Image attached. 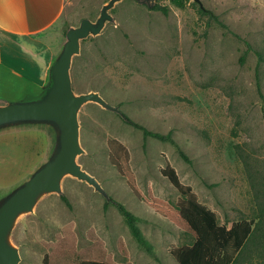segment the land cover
Instances as JSON below:
<instances>
[{
	"label": "rangeland",
	"instance_id": "1",
	"mask_svg": "<svg viewBox=\"0 0 264 264\" xmlns=\"http://www.w3.org/2000/svg\"><path fill=\"white\" fill-rule=\"evenodd\" d=\"M109 1L66 0L58 21L36 38L60 53L69 28L84 18L96 21ZM156 2L168 13L154 8ZM109 12L113 19L82 40L71 67L77 93L97 91L118 107L88 101L79 111L78 162L105 192L65 175L61 192L44 193L16 219L10 239L20 251L18 264H180L173 249L189 247L192 238L167 167L227 227L254 218L264 204V64L258 79L254 49L264 47V0H189L185 6L119 0ZM0 40L5 53L27 55L43 70L44 51L30 50L17 37ZM124 114L171 132L191 161L173 143L146 137ZM50 141L46 129L0 134V193L46 158ZM111 199L141 218L154 254L135 239ZM261 260L264 249L251 242L239 264Z\"/></svg>",
	"mask_w": 264,
	"mask_h": 264
},
{
	"label": "water",
	"instance_id": "2",
	"mask_svg": "<svg viewBox=\"0 0 264 264\" xmlns=\"http://www.w3.org/2000/svg\"><path fill=\"white\" fill-rule=\"evenodd\" d=\"M119 0H110L96 21L84 18L79 26L67 31V40L49 66L48 78L40 81L31 65L20 58L4 55L0 47V132L21 127H44L51 131L52 141L46 158L32 172L0 193V264H18L19 248L10 239L16 219L34 209L38 198L47 192H61V181L67 174L103 187L94 175L78 162L83 152L80 141L79 111L88 101L118 110L99 92L77 93L73 86V57L81 50L82 40L101 32L113 16L109 10ZM33 97L26 99V95Z\"/></svg>",
	"mask_w": 264,
	"mask_h": 264
},
{
	"label": "trees",
	"instance_id": "3",
	"mask_svg": "<svg viewBox=\"0 0 264 264\" xmlns=\"http://www.w3.org/2000/svg\"><path fill=\"white\" fill-rule=\"evenodd\" d=\"M180 6H185L189 0H172ZM154 8L168 13V7L156 2ZM202 12H208L200 6ZM258 57L257 75L261 78V67L264 64V47L254 48ZM123 118L129 123L143 130L145 136H153L164 141H169L177 146L180 154L187 161H191L188 154L180 147L172 133H162L149 129L147 126L136 122L127 114ZM238 154L242 157L243 163L248 172L251 171V162L245 158V154L238 146ZM173 184L182 194L179 201L181 216L186 222L185 231L192 238V244L189 247H178L173 249V253L180 264H239L240 256L243 254L249 243L254 242L259 249H264V204L259 203V209L256 216L250 220L234 222L231 227L220 224L217 214L208 206L203 204L193 188L180 181L176 171L167 167L163 170ZM65 201L71 205L69 199L63 195ZM124 215V218L130 228L131 233L139 244L148 252L154 254L153 244L146 239L143 231L138 225L141 218L129 210L125 204L111 199ZM264 263V260L258 264ZM78 264H84L78 263Z\"/></svg>",
	"mask_w": 264,
	"mask_h": 264
},
{
	"label": "crops",
	"instance_id": "4",
	"mask_svg": "<svg viewBox=\"0 0 264 264\" xmlns=\"http://www.w3.org/2000/svg\"><path fill=\"white\" fill-rule=\"evenodd\" d=\"M65 4L66 0H0V39L4 40L6 35L14 38L17 37V40L27 44L30 50L32 49L34 52L44 51L45 55L40 59L44 68L42 71L39 70L33 59L27 55L10 51L5 53L3 51L4 45L0 40L1 51L4 55L6 54L27 61L34 69L36 77L40 81L48 78L49 66L57 54H53L52 48L43 39L40 40L36 37H45L48 29L62 15ZM36 128L48 130L52 140L51 131L44 127L33 126L17 129ZM17 129L5 130L0 132V134L13 132Z\"/></svg>",
	"mask_w": 264,
	"mask_h": 264
}]
</instances>
